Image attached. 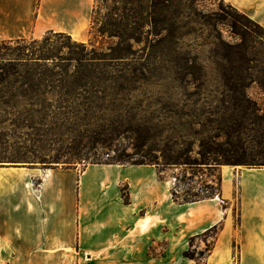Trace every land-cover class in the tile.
Here are the masks:
<instances>
[{
	"label": "crops",
	"instance_id": "0c3cea01",
	"mask_svg": "<svg viewBox=\"0 0 264 264\" xmlns=\"http://www.w3.org/2000/svg\"><path fill=\"white\" fill-rule=\"evenodd\" d=\"M264 26V0H225ZM95 0H0V42L53 31L90 38ZM213 197L179 202L153 163L0 165V264H264V166H220ZM126 196L128 199H126Z\"/></svg>",
	"mask_w": 264,
	"mask_h": 264
},
{
	"label": "rangeland",
	"instance_id": "374dc122",
	"mask_svg": "<svg viewBox=\"0 0 264 264\" xmlns=\"http://www.w3.org/2000/svg\"><path fill=\"white\" fill-rule=\"evenodd\" d=\"M95 6V21L85 44L99 53L119 42L117 36L100 31L110 14L132 13L134 8L150 21L134 50L124 51L128 57L114 58L110 66L101 65L114 76L137 73L145 77L142 83L108 90L133 99L120 113L109 112L112 117L121 114L130 121L112 123L98 133L92 131L94 125L75 126L74 130L95 134L93 138L76 137L69 132L74 123H13L16 109L0 103V165L82 167L94 160H115L124 151L126 162L158 156L155 164L172 187L177 184L180 197L187 191H200L203 183L217 186L220 166L166 163L163 155H175L188 146L193 148L191 155H197L199 140L207 136L206 131L196 132L203 127L197 123L208 126L214 123L211 119L221 120L223 113L224 121H229L227 110L241 99V77L250 85L249 99L264 109V26L225 0H149L135 4L95 0ZM46 35L57 47H65V53L75 49L74 40L63 33L46 32L37 39ZM14 45L0 42V55ZM177 73L190 79L199 77L203 84L176 86L170 79ZM240 104L245 105L243 101ZM149 134L153 138L149 139ZM181 134L188 135L187 143L176 145L174 140ZM249 134L258 139L257 132ZM254 154L256 151L248 150L245 157ZM220 228L193 241L197 255L215 241Z\"/></svg>",
	"mask_w": 264,
	"mask_h": 264
},
{
	"label": "trees",
	"instance_id": "16d2710c",
	"mask_svg": "<svg viewBox=\"0 0 264 264\" xmlns=\"http://www.w3.org/2000/svg\"><path fill=\"white\" fill-rule=\"evenodd\" d=\"M130 4L149 0H126ZM142 5V4H141ZM152 7L151 5H149ZM145 7H148L145 6ZM97 7L94 6L93 16ZM132 13L110 14V20L100 31L103 34L117 36L119 42L111 44L109 51L102 53L94 48H88L85 42L75 41V49L64 52L65 47H57L51 42L48 35L42 39L34 37L18 38L1 41L3 43H15L13 48L0 55V103L16 109L17 115L13 123H74L70 127L71 134L76 137H95L82 133V130H74L77 127L92 126L94 133L106 130V126L121 121H130L120 116H111L110 111L120 113L133 99L129 95H119L108 92L117 85L127 88L129 85L145 81V77L131 73L114 76L102 66H110L114 58H126L128 52H132L136 44L141 41V34L150 25L147 16L130 10ZM94 23V18L92 19ZM150 29H148L149 31ZM48 31L47 33H52ZM91 32V30H90ZM160 34V33H155ZM127 52V53H124ZM176 86L194 83L201 86L203 83L199 77L193 79L183 74L175 75L170 79ZM241 99L233 103L227 111L230 112L228 122L211 119L214 123H197L203 127L196 132L207 136L199 140L197 155L192 156V146L177 154H164L166 163H186L189 165L221 166L222 164H246V166H264V109L256 102L249 99V84L244 77L238 79ZM8 98H5L7 97ZM245 105H241V102ZM100 113V114H99ZM103 113V114H101ZM217 111H214V114ZM217 121V123H215ZM99 127V128H98ZM100 129L99 131H97ZM148 129H151L149 127ZM257 132L258 139L250 138L249 132ZM174 143H187V134L179 135ZM149 139L153 138L149 134ZM191 142H188V145ZM248 150L256 151L253 156L245 157ZM122 151L115 160H94L91 163H157L156 156L149 160H135L126 162ZM250 158V160L248 159ZM251 161V162H248ZM87 165V164H86ZM157 165V164H156ZM70 166V165H67ZM158 167L159 177L164 179L161 169ZM220 170V167H219ZM219 183L214 186L203 183L200 191L180 197L177 184L172 188L173 197L179 202H191L206 197L215 196L220 189ZM126 199L127 196H126ZM220 224L207 229L205 232L190 238V247L184 251V256L195 259L197 264H207V257L215 246V241L207 244L206 250L199 254L192 249L193 241L199 237H207L216 233ZM204 258V259H203Z\"/></svg>",
	"mask_w": 264,
	"mask_h": 264
}]
</instances>
